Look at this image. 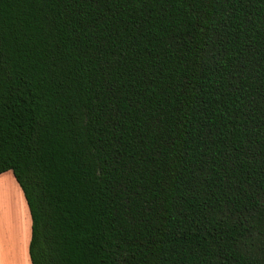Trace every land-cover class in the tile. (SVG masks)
Listing matches in <instances>:
<instances>
[{"label":"trees","instance_id":"16d2710c","mask_svg":"<svg viewBox=\"0 0 264 264\" xmlns=\"http://www.w3.org/2000/svg\"><path fill=\"white\" fill-rule=\"evenodd\" d=\"M31 264H264V0H0V174Z\"/></svg>","mask_w":264,"mask_h":264},{"label":"crops","instance_id":"0c3cea01","mask_svg":"<svg viewBox=\"0 0 264 264\" xmlns=\"http://www.w3.org/2000/svg\"><path fill=\"white\" fill-rule=\"evenodd\" d=\"M5 172L0 174V183L5 182L3 177L6 175ZM16 184L18 186L17 189L10 187L14 194L10 195L6 191L12 199L13 205H8L10 202L8 204L5 203L3 198L0 200V264H31L28 252L30 214L23 192L17 182ZM25 214L28 215V223H25ZM14 225L17 226L15 231Z\"/></svg>","mask_w":264,"mask_h":264},{"label":"rangeland","instance_id":"374dc122","mask_svg":"<svg viewBox=\"0 0 264 264\" xmlns=\"http://www.w3.org/2000/svg\"><path fill=\"white\" fill-rule=\"evenodd\" d=\"M6 173V175L5 176H3L4 177V181L5 182H1L0 183V200H2V198H3V200H4V202L5 203H7L8 204V202H10L8 205H11L12 203H13V201H12V199L10 198V196H9V194L11 195L12 193L14 194V192L13 191H11L10 190V187L12 188V187H15L16 189L18 188V186H17V184H16V182H15V179L13 178V176H12V173H11V171H7V172H5ZM7 177H9V178H7ZM3 190V191H2ZM5 190V191H4ZM9 193H7V192ZM13 205V204H12ZM16 207V206H15ZM29 218H28V215H26L25 214V223H28V220ZM15 228L17 229V226L16 225H14V231H15ZM16 233H17V231H16ZM18 234V233H17ZM14 235H15V233H14Z\"/></svg>","mask_w":264,"mask_h":264}]
</instances>
